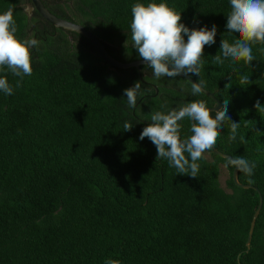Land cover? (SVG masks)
<instances>
[{"label":"trees","instance_id":"obj_1","mask_svg":"<svg viewBox=\"0 0 264 264\" xmlns=\"http://www.w3.org/2000/svg\"><path fill=\"white\" fill-rule=\"evenodd\" d=\"M24 1L0 0V13L13 9L17 37L39 41L30 50L32 73L19 87L20 77L0 68L13 88L11 95L0 91V264H264V43L251 45L250 65L212 63L222 38L238 39L226 29L230 0H155L181 13L189 29L217 26L199 77L189 74L215 99L193 95L182 76L157 79L146 65L140 74L109 66L83 36L52 26L36 11L28 15ZM42 2L91 31L116 59H140L131 7L150 0ZM242 76L251 83L242 84ZM138 81L142 95L132 108L124 90ZM216 100L229 101L228 114L240 127L229 142L225 121L214 146L255 163L252 176L238 171L237 179L256 189L237 186L234 167L211 149L192 178L157 159L147 137L139 139L152 113L191 101L212 107ZM125 122L131 130L123 131ZM179 123L181 138L191 135L190 120ZM221 165L228 174L224 187Z\"/></svg>","mask_w":264,"mask_h":264},{"label":"clouds","instance_id":"obj_2","mask_svg":"<svg viewBox=\"0 0 264 264\" xmlns=\"http://www.w3.org/2000/svg\"><path fill=\"white\" fill-rule=\"evenodd\" d=\"M131 17L133 47L157 79L174 78L181 74L199 77L204 46H211L216 42V25L211 29L207 26L189 29L180 22L181 13H177L165 2L157 3L155 0H150L147 4H133ZM226 29L229 35L235 33L238 39L229 43L222 38L220 49L212 57V63L222 65L228 59L250 65L255 60L251 45L264 43V0H230ZM16 33L13 9L9 8L0 13V68L6 67L14 76L20 77L16 85L19 87L23 77L32 73L30 50L37 47L39 41L34 38L22 40ZM185 35L187 41L184 39ZM190 83L193 95L204 92L203 80H190ZM241 83L250 84L251 81L248 76H242ZM140 89L141 83L138 81L124 90L129 107L135 108L137 96L142 95ZM0 91L6 95L13 94V88L6 77H0ZM228 104L229 101H224L214 116L204 101H191L166 113L156 111L152 113L151 122L143 128L139 139L147 137L157 148V159H166L176 169L177 174L196 178L200 167L198 161L206 151L213 148L225 121L230 125L229 142L236 139L240 124L231 120ZM260 106L257 101L255 107ZM184 119L191 121V135L182 139L179 122ZM132 127L125 122L123 131H129ZM228 165L249 177L253 175L256 167L254 162H249L242 156L229 158L225 166ZM105 264H120V261L108 259Z\"/></svg>","mask_w":264,"mask_h":264},{"label":"water","instance_id":"obj_3","mask_svg":"<svg viewBox=\"0 0 264 264\" xmlns=\"http://www.w3.org/2000/svg\"><path fill=\"white\" fill-rule=\"evenodd\" d=\"M33 9L42 18H44L46 21H48L52 26L62 28V29L67 30V31L75 32V33L83 36L85 39H87L91 43V45L93 46V48L95 49V51L97 52L99 57L102 59V61L107 63L111 67L121 68V69H127V68L135 67L137 69V72L140 74V66L146 65L142 59L132 60V61H128V62H124V61H120V60L116 59L107 51L104 44L94 34H92L91 31H89L87 28H85L84 26H82L80 24H77V23H74V22L69 21L67 19H63L61 17L56 16L55 14H53L52 12H50L48 10V8L43 4L42 0H30V2L27 4V7L24 10H25V12H27L28 15H30V12ZM181 76L184 77L185 79H187L189 82H190V80L192 82H196L189 75L181 74ZM203 94L215 99L213 93L210 92L209 90L205 89V88H204ZM216 102H217V104L215 106L207 107V108L210 111L216 112L219 109V107H221L220 102L217 100H216ZM190 123H191V121H190ZM211 150L222 158H227V159L232 158L230 155L222 153L219 150H217V148H215V146H213V148ZM237 174H238V170L234 167V169L232 171V178H233L234 183L237 186H239L241 188L256 189L255 187H253L249 184L240 183L237 179ZM260 207H261V198H260L259 204L257 206V209L255 210V212L253 214L251 223H250L248 236H247V240H246L247 248L249 247L250 238L252 235L254 223H255L256 217L258 215V212L260 210Z\"/></svg>","mask_w":264,"mask_h":264},{"label":"rangeland","instance_id":"obj_4","mask_svg":"<svg viewBox=\"0 0 264 264\" xmlns=\"http://www.w3.org/2000/svg\"><path fill=\"white\" fill-rule=\"evenodd\" d=\"M23 6V8L25 7L24 5H22ZM33 15V14H32ZM32 25H34V24H32L31 22H30V24H29V27H31ZM28 33H29V37L32 35V30L30 31L29 30V28H28ZM227 171H226V169L221 165V167H220V175H219V180H220V183H221V185L224 187V182H225V179L227 178Z\"/></svg>","mask_w":264,"mask_h":264},{"label":"flooded vegetation","instance_id":"obj_5","mask_svg":"<svg viewBox=\"0 0 264 264\" xmlns=\"http://www.w3.org/2000/svg\"><path fill=\"white\" fill-rule=\"evenodd\" d=\"M30 2V0H25L24 1V4H25V8L27 7V4ZM35 10L33 9L31 12H30V16H32V14H34ZM71 36V35H70Z\"/></svg>","mask_w":264,"mask_h":264}]
</instances>
